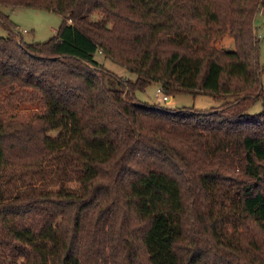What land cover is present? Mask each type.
Instances as JSON below:
<instances>
[{"label":"trees","instance_id":"obj_1","mask_svg":"<svg viewBox=\"0 0 264 264\" xmlns=\"http://www.w3.org/2000/svg\"><path fill=\"white\" fill-rule=\"evenodd\" d=\"M263 3L0 0L62 18L45 42L0 37V264H264ZM152 83L226 102L135 100ZM52 168L73 178L11 194Z\"/></svg>","mask_w":264,"mask_h":264},{"label":"rangeland","instance_id":"obj_2","mask_svg":"<svg viewBox=\"0 0 264 264\" xmlns=\"http://www.w3.org/2000/svg\"><path fill=\"white\" fill-rule=\"evenodd\" d=\"M0 16L5 19L0 21V37H7L9 30H13L17 35L27 43L45 42L51 37L55 36L61 24V16L56 12L44 10V9H32L23 7H0ZM99 15H95L92 19H99ZM255 29L258 38L260 39V55L259 62L264 67V3L260 6L258 13L255 17ZM221 45L227 50H234L233 39L226 35L221 40ZM95 59L99 64L112 72L116 76L124 79L134 80L136 75L129 72L126 68L117 65L111 60L105 58L103 54L97 52ZM260 82L264 84V71L260 75ZM135 100L148 104H158L164 107L180 110H194V111H218L222 108L226 100L214 99L207 95L192 96L189 94H179L172 99L167 96L166 100H163V93L160 91L158 84L152 83L148 85L143 91L134 92ZM3 94H0V100H2ZM30 110V106H21L20 109ZM261 110L259 102H256L250 109L251 113H256ZM57 132H50L51 136H56ZM55 165V164H53ZM52 170L50 175L47 173L44 178V182L36 175L31 176L29 173H25L20 177H15L16 180L10 184L9 189L11 194H15L21 191L28 184L34 183L38 186H50V188H57L61 179H72V175L69 174V168H67L66 176H56L54 169H47L46 172ZM72 181V180H71ZM65 185L73 186V182L66 181Z\"/></svg>","mask_w":264,"mask_h":264},{"label":"built area","instance_id":"obj_3","mask_svg":"<svg viewBox=\"0 0 264 264\" xmlns=\"http://www.w3.org/2000/svg\"><path fill=\"white\" fill-rule=\"evenodd\" d=\"M166 99H167V96H164V97H163V100H166Z\"/></svg>","mask_w":264,"mask_h":264},{"label":"crops","instance_id":"obj_4","mask_svg":"<svg viewBox=\"0 0 264 264\" xmlns=\"http://www.w3.org/2000/svg\"><path fill=\"white\" fill-rule=\"evenodd\" d=\"M170 97V99H172V97L171 96H169Z\"/></svg>","mask_w":264,"mask_h":264}]
</instances>
